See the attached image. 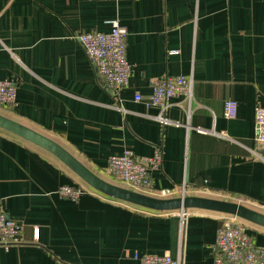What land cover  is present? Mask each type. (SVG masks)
<instances>
[{"label":"crops","instance_id":"0c3cea01","mask_svg":"<svg viewBox=\"0 0 264 264\" xmlns=\"http://www.w3.org/2000/svg\"><path fill=\"white\" fill-rule=\"evenodd\" d=\"M115 21L128 30L132 65L119 102L77 39L109 32ZM166 75L190 77L192 94L171 100L164 124L148 99ZM0 79L17 84L16 102L0 113L56 139L103 179L126 187L106 171L109 157L151 156L161 147L156 189L186 184V195L241 196L264 212V154L255 142V109L264 105V0H0ZM229 99L238 104L232 118L224 116ZM65 184L85 193L62 197ZM0 208L21 225L19 241L0 246V264H139L134 252L213 264L228 216L101 198L53 154L1 128ZM246 231L264 243V227L248 222Z\"/></svg>","mask_w":264,"mask_h":264},{"label":"built area","instance_id":"2783aa9c","mask_svg":"<svg viewBox=\"0 0 264 264\" xmlns=\"http://www.w3.org/2000/svg\"><path fill=\"white\" fill-rule=\"evenodd\" d=\"M128 30L119 21L113 23L109 32L86 31L77 34L86 55L92 62L101 85L109 91L116 101H121V91L130 83L132 65L127 57ZM192 79L185 75L163 76L152 83V93L148 103L160 109L155 118L160 123H169L165 111L172 104L171 100L177 96L191 97ZM17 84L12 79H0V105L10 107L16 102ZM137 101L142 99L136 93ZM238 104L234 100H226L224 116L232 118L237 113ZM200 131H204L201 129ZM220 137H227V133H216ZM255 142L264 154V105L255 109ZM256 155L262 157V154ZM263 158V157H262ZM163 151L156 147L153 155L137 157L133 151L126 150L119 155H112L108 159L106 171L118 184L130 189L150 195L163 197L185 196L188 191L186 184L179 187L156 189L152 173L161 168ZM58 194L72 200H78L85 193L79 184H65L58 188ZM93 194L114 199L93 188ZM122 201V200H118ZM234 201L247 205L248 199L238 196ZM190 209L180 210L182 216L187 215ZM248 222L236 215L228 214L222 226L218 229L214 245L213 264H264V243L259 244L246 231ZM21 225L10 218L0 208V246L9 247L19 241L18 235ZM132 257L139 264H183L182 257H173L170 254L134 252Z\"/></svg>","mask_w":264,"mask_h":264},{"label":"water","instance_id":"95a60500","mask_svg":"<svg viewBox=\"0 0 264 264\" xmlns=\"http://www.w3.org/2000/svg\"><path fill=\"white\" fill-rule=\"evenodd\" d=\"M0 128L53 154L85 183L101 193L154 211L204 209L236 215L264 227V212L245 204L201 195L159 197L111 183L85 165L56 139L0 113Z\"/></svg>","mask_w":264,"mask_h":264},{"label":"rangeland","instance_id":"374dc122","mask_svg":"<svg viewBox=\"0 0 264 264\" xmlns=\"http://www.w3.org/2000/svg\"><path fill=\"white\" fill-rule=\"evenodd\" d=\"M154 196H158V195H154ZM159 197H163V196H159Z\"/></svg>","mask_w":264,"mask_h":264}]
</instances>
